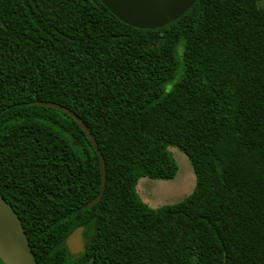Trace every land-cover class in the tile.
Listing matches in <instances>:
<instances>
[{
	"label": "trees",
	"instance_id": "16d2710c",
	"mask_svg": "<svg viewBox=\"0 0 264 264\" xmlns=\"http://www.w3.org/2000/svg\"><path fill=\"white\" fill-rule=\"evenodd\" d=\"M198 0L138 30L99 0H0V196L36 264H264V9ZM58 104L89 129L106 166ZM195 183L156 209L142 179ZM82 229L84 251L65 241ZM0 264L1 261H0Z\"/></svg>",
	"mask_w": 264,
	"mask_h": 264
},
{
	"label": "water",
	"instance_id": "95a60500",
	"mask_svg": "<svg viewBox=\"0 0 264 264\" xmlns=\"http://www.w3.org/2000/svg\"><path fill=\"white\" fill-rule=\"evenodd\" d=\"M122 24L138 30L165 28L191 10L198 0H99ZM36 107L51 108L69 116L84 132L100 165L99 192L84 209L98 204L105 190L106 166L97 143L85 124L70 110L50 102H35ZM65 244L72 256L83 254L82 229L70 234ZM0 261L2 264H36L22 223L12 207L0 196Z\"/></svg>",
	"mask_w": 264,
	"mask_h": 264
},
{
	"label": "rangeland",
	"instance_id": "374dc122",
	"mask_svg": "<svg viewBox=\"0 0 264 264\" xmlns=\"http://www.w3.org/2000/svg\"><path fill=\"white\" fill-rule=\"evenodd\" d=\"M264 9V0H260ZM177 165L178 173L172 181H151L142 179L138 185V193L144 203L156 209L183 200L193 190L195 178L186 157L176 149H170Z\"/></svg>",
	"mask_w": 264,
	"mask_h": 264
},
{
	"label": "flooded vegetation",
	"instance_id": "af4514ba",
	"mask_svg": "<svg viewBox=\"0 0 264 264\" xmlns=\"http://www.w3.org/2000/svg\"><path fill=\"white\" fill-rule=\"evenodd\" d=\"M82 242H83V244H84V241H83V237H82ZM67 247V246H66ZM68 249V248H67ZM83 251H84V246H83ZM71 255V254H70Z\"/></svg>",
	"mask_w": 264,
	"mask_h": 264
}]
</instances>
